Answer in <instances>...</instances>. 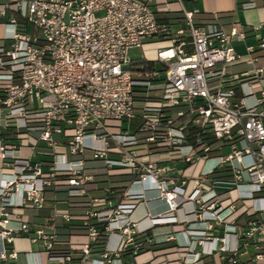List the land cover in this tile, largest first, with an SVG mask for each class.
I'll list each match as a JSON object with an SVG mask.
<instances>
[{
    "label": "built area",
    "instance_id": "obj_1",
    "mask_svg": "<svg viewBox=\"0 0 264 264\" xmlns=\"http://www.w3.org/2000/svg\"><path fill=\"white\" fill-rule=\"evenodd\" d=\"M172 11L183 21L159 20ZM193 14L180 0H0V264L15 256L10 245L18 236L42 244L45 264L70 261V254L58 253L62 243L79 250L80 264L136 254L145 246L139 239L145 229L131 214L152 201L164 205L146 215L152 226L198 224L185 229L200 248L181 257L183 264L204 256L264 264V69L228 73L231 64L254 62V49L236 53L232 39L244 33L235 25L225 32L217 13L206 23ZM146 39L162 42L150 59L159 68L131 64L128 50ZM258 48L264 49V37ZM135 118L133 131L122 127ZM44 153L51 159L31 158ZM173 156L187 165L203 158L190 190L187 178L164 163ZM121 174L131 178L115 204L109 185L103 196L88 195L99 181ZM48 188L88 195L86 209L80 215L56 209L48 229L32 231L22 209L40 208ZM233 189L235 198L223 204ZM185 204L191 207L179 219L175 213ZM57 216L82 223L86 233L60 238ZM101 231L120 241L93 257Z\"/></svg>",
    "mask_w": 264,
    "mask_h": 264
},
{
    "label": "crops",
    "instance_id": "obj_2",
    "mask_svg": "<svg viewBox=\"0 0 264 264\" xmlns=\"http://www.w3.org/2000/svg\"><path fill=\"white\" fill-rule=\"evenodd\" d=\"M186 10L193 11V20L198 23H206L212 20V14L217 13V20L225 32H230L235 25L244 33V38L238 40L232 39V45L236 53L244 54L248 47L254 49L252 56L256 57L254 62L242 61L229 65L226 69L228 73H243L250 72L254 68L261 67L264 69V49L258 48L260 38L264 37V0H253L255 6L252 8H241L238 5V0H180ZM174 6V5H173ZM179 12V11H177ZM166 14V13H165ZM160 15L159 17L164 16ZM6 18V16H4ZM28 30V28H27ZM32 31L33 28H32ZM31 31V32H32ZM145 60L144 58H141ZM149 61H152L149 59ZM153 62V61H152ZM155 63V62H153ZM264 77V71H262ZM59 138V136H56ZM23 152L26 149L22 150ZM110 156H113L110 154ZM33 161L46 162L51 159L49 154H33L31 156ZM169 159L164 160L168 164ZM91 166L96 162L88 163ZM203 164V163H202ZM209 164V163H208ZM206 164V166L208 165ZM187 165V164H185ZM184 173L183 168L180 171ZM223 174V172H215L213 176ZM127 174L113 175L109 177L108 182L99 181L97 188L90 191V196H103L102 187L109 185L114 189V193L109 197L111 204H115L121 197L122 189L130 180ZM193 179V177H192ZM186 190H190L191 182L187 179L185 186ZM88 195L83 196H68L63 190H52L50 188L44 191V201L40 208L24 207L22 214L29 220L31 230L44 226L49 228L47 224V217L50 216L56 209H67L71 214L80 215L86 209V201ZM190 204H185L182 210H178L175 214L181 219L183 213L189 210ZM164 205L160 201H152L149 203L138 204L131 214V218L137 220L139 228H144L145 231L139 234V237L145 241V246L136 254L130 251H123L119 257L112 258L106 264H183L184 256L190 257L193 252L199 250V245L195 238L192 239L185 229L197 227V223H182V222H167L150 224V220L146 218L149 212H161ZM243 220L242 218H240ZM78 222V221H73ZM65 222L60 216L55 220L54 231L60 238H64L67 232ZM15 225V223H11ZM79 235V234H77ZM171 235V238L167 236ZM150 238V240H148ZM120 238L118 234L112 233L106 235L102 242L103 248L113 249L119 244ZM187 245V248H179L178 244ZM191 248L192 252H191ZM10 250L15 252V256H8L1 264H45L47 262V255L43 250L40 242H31L25 236H18L14 238L10 245ZM97 257V254L91 255ZM196 264H228L227 262H217L215 257L204 256ZM241 262L247 260V256L240 257Z\"/></svg>",
    "mask_w": 264,
    "mask_h": 264
},
{
    "label": "rangeland",
    "instance_id": "obj_3",
    "mask_svg": "<svg viewBox=\"0 0 264 264\" xmlns=\"http://www.w3.org/2000/svg\"><path fill=\"white\" fill-rule=\"evenodd\" d=\"M31 31H32V26L28 25V32H31ZM161 43L162 42L159 39H146L144 40L142 47L130 48L128 50V56L132 60L141 59V58L153 59L155 56V49ZM154 65L156 68L160 67V64L157 62H155ZM138 122H139V119L135 118L132 121H123L121 122V124H122V127L126 128L128 131H133ZM227 151H228V147L226 146L222 147L221 149L222 153H225ZM167 163L171 168H174L175 171H180L183 168L184 173L182 175L191 182V188H192L196 183V180L192 179V177L197 176L202 166L203 158H198L195 162L185 165L186 163H184L181 159H179L178 156H173L169 158ZM223 195L230 196L229 199H226L223 201V204H226L227 202L235 198V190L234 189L230 190L229 192ZM57 210H63V209H57ZM247 249L249 253H252L253 245L249 244Z\"/></svg>",
    "mask_w": 264,
    "mask_h": 264
},
{
    "label": "trees",
    "instance_id": "obj_4",
    "mask_svg": "<svg viewBox=\"0 0 264 264\" xmlns=\"http://www.w3.org/2000/svg\"><path fill=\"white\" fill-rule=\"evenodd\" d=\"M159 20H162L164 22H169V23H178V22L183 21V15L181 12H177V11L167 12L164 16L159 17ZM131 64L135 66H139L137 68H142V69L153 68L155 66L152 61L143 60V59L132 60ZM214 177L227 178L228 174H220ZM66 229H67L66 234L68 235L86 233V227L80 222L71 221L66 225ZM105 236L106 234L101 231L100 236H99V241L91 245V248H90L91 254L95 255L103 250L102 240ZM139 239L142 240L141 237H139ZM57 249H58V253L60 254H70L71 255L70 261L67 262L66 264H80L83 259V255L79 252V250L70 249L65 243L59 244V247Z\"/></svg>",
    "mask_w": 264,
    "mask_h": 264
}]
</instances>
